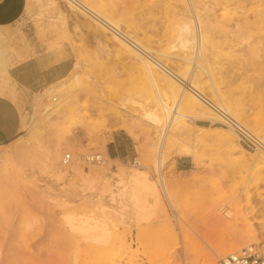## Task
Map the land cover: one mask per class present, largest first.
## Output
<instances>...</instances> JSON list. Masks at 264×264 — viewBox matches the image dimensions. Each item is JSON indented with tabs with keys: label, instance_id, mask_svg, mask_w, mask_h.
Segmentation results:
<instances>
[{
	"label": "rangeland",
	"instance_id": "374dc122",
	"mask_svg": "<svg viewBox=\"0 0 264 264\" xmlns=\"http://www.w3.org/2000/svg\"><path fill=\"white\" fill-rule=\"evenodd\" d=\"M54 1L59 19L55 12L48 20L42 2L26 0L24 16L0 27L9 67L37 47L66 44L75 58L71 73L41 93L25 96L15 85L12 94L0 95L17 105L24 121L18 139L0 148V264H218L249 245L264 253V154L242 147L219 119H195L210 113L201 105L180 110L189 117L180 134L167 133L160 171L177 183L172 190L180 217H174L156 168L165 127L157 92L109 32ZM80 1L148 49L165 71L185 76L181 83L190 80L211 103L228 107L264 143V0H193L204 22L197 49L182 45V27L191 19L183 0ZM5 61L0 86L9 89ZM123 99L130 102L118 121ZM137 107L157 115L161 125ZM114 132L134 141L137 165L105 155ZM66 154L70 161L63 165ZM94 156L104 164L84 161ZM134 171L157 186L154 211L143 193L142 210L134 200L139 195L126 182Z\"/></svg>",
	"mask_w": 264,
	"mask_h": 264
},
{
	"label": "bare ground",
	"instance_id": "6f19581e",
	"mask_svg": "<svg viewBox=\"0 0 264 264\" xmlns=\"http://www.w3.org/2000/svg\"><path fill=\"white\" fill-rule=\"evenodd\" d=\"M38 1L42 2V4L44 5L45 12H46L45 16L48 20L53 19L51 17V14H55V12L57 13L56 14L57 18L58 19L60 18L61 12H60V10L58 11L56 8V3H55L56 1H54V0H38ZM62 1H64L68 6L73 7L75 10H77L79 13H81L85 17H89L90 19H92V21H94L97 25H99L103 30H106L107 32H109L114 37V39H116L115 42H116L118 49L121 53L126 54V56L131 58V59L139 61L141 74L149 83H151L152 87L157 92L156 95H158V98H157V100H158L157 103L159 106L158 109H160V112L162 113L163 119H161V120H163L164 124H165V127L162 131L163 136H162L161 142L159 143L158 161H157V165H156L157 172L159 173V186H160V189L162 190V194L164 195V197L166 199V202L168 203V207H170V212L172 213V215L174 217L179 218L180 216L177 215V212H176L177 199H176L175 195L173 194V190H172L173 188H175L177 183L166 181L162 177V174L160 175V171L162 170V167H163L162 154L164 152L165 145L167 142L166 141L167 140L166 135H168L167 133L171 132V129L174 128V130L171 133L173 135H175V132H178L180 134L182 129L185 128L186 124H185L184 120H185V118H187L189 116H186V115L180 113V110H183L186 107H195V106L201 105L202 107L207 109L210 113H212L218 117V118L213 117L210 113L204 112L202 114H197L194 117L197 120H210V121L214 120V121H217V119H219V122L221 123L222 116H226V117L228 116L229 118L233 119V117H231L233 115H230L231 113L229 111V108L225 107L220 102H219V105H215V104L211 103L207 98H205L201 94V92H199L197 90L196 85L194 86L190 80L188 82H186V84L181 83L180 80H182V81L184 80L183 78L185 76H183V75L185 73L182 75L183 76V78H182L179 74H175L172 71L171 72L165 71L163 69V67L160 66L157 61H155L156 60L155 58L151 59V57H149L147 55L148 49L139 45L135 40L131 39L127 35L121 33L119 30V27L117 26V24L115 22L106 18L104 15H102L99 11H97L91 5H87L83 2H81L80 0H62ZM183 1L186 3V6H187L186 8L188 9V11L190 13L191 19H190V22L184 24V26L182 27V30L186 31V37L183 36L184 39L182 41V45L185 47V45H187V44L194 43L196 46V49H197V48L201 47V44H202L203 39H204L203 37L205 36V35L203 36V34H202V29H203V25H204L203 18H202L203 16L201 14H199V12L197 10H195L193 0H183ZM191 25H192V30L190 28ZM193 33H194V38L190 37ZM180 45H181V43H180ZM4 58H5V56L0 52V64H2L5 61ZM186 62H187V60H186ZM188 63L189 62H187L186 65H188ZM155 69L163 71L164 73H166V75L169 78L163 79L162 77H159L158 74L156 73ZM6 81H7L6 85L9 87V89L8 88L5 89L4 87L0 86V95H4V94L8 95V93H10V94L13 93V87H15V83L10 81L9 79H7ZM180 88H181V90H180ZM47 92H48V90H46V93ZM51 100H52V102H55L54 98H51ZM129 102H130V99H123L121 101V103L118 104V107L116 108L115 114H114L115 119H117L118 121L123 119L120 110H123ZM168 102L172 103V104L175 103L174 104L175 106L173 109L168 105ZM138 107L136 108V110L142 111L141 112L142 116L151 119V121L155 125H161L160 119L157 117V115H155L153 113H147L144 110L139 109ZM54 108L55 107H53L52 109H54ZM46 114H47V112H46ZM235 122H237V121H235ZM238 124H240V123H238ZM195 127L199 130H207V128L198 127V126H195ZM242 127L245 128L244 126H242ZM227 130H229V129H227ZM229 131H230V133H232L231 130H229ZM248 132L252 136H255L250 131H248ZM235 138H236V136H235ZM225 139H227L229 142L232 141L231 137H229V136H225ZM236 140H237V138H236ZM237 142H238V140H237ZM259 153H262V152H259ZM88 158L95 160L100 165L104 164V162H102V160H100L99 156L88 157ZM260 159L261 160H260V167L259 168L264 169V157H262ZM126 182L132 186V190H133L132 194L133 195H134V193H135V195H139V194L143 193L144 196H146V198L149 197L150 200H152V209H153V207L155 208V207L159 206V193H158V190L156 188L157 186H155V184L153 182H151L147 178V176L145 174H143V172L134 171L133 173H131L130 175H128L126 177ZM135 191H137V193ZM138 192H139V194H138ZM143 194H141V195H143ZM141 195H139V197L134 196V200H138L139 202L138 201L137 202L140 204V206L142 205V203L144 206V204L146 203V198L144 196H142V197H144L142 199V197H140ZM141 210H142V206H141ZM145 211H147V210H145ZM152 211H154V209ZM142 212H144V210ZM84 230H86V229H83V228L81 229L82 232ZM87 231L88 230H86L84 232H87ZM169 233L173 234V231L169 230ZM95 240H97V239H95Z\"/></svg>",
	"mask_w": 264,
	"mask_h": 264
},
{
	"label": "crops",
	"instance_id": "0c3cea01",
	"mask_svg": "<svg viewBox=\"0 0 264 264\" xmlns=\"http://www.w3.org/2000/svg\"><path fill=\"white\" fill-rule=\"evenodd\" d=\"M25 8L26 0H0V27L16 23L24 16ZM74 61L69 45L51 50L37 47L31 56L10 67L6 62L7 74L25 96H31L65 79L71 73ZM23 130L24 121L17 105L0 96V148L18 139ZM128 143L129 149H126ZM105 155L112 161H133L136 160V145L129 135L114 132L105 147Z\"/></svg>",
	"mask_w": 264,
	"mask_h": 264
},
{
	"label": "built area",
	"instance_id": "2783aa9c",
	"mask_svg": "<svg viewBox=\"0 0 264 264\" xmlns=\"http://www.w3.org/2000/svg\"><path fill=\"white\" fill-rule=\"evenodd\" d=\"M220 124L224 128L231 130L236 136L238 143L246 150L264 153L263 142L258 137L252 136L245 128L233 119L228 116H222ZM69 161L70 155L66 154L62 159V164L66 165ZM84 161L86 163L96 162L88 157H85ZM137 164V161L133 160V165ZM218 264H264V253L258 247L249 245L220 258Z\"/></svg>",
	"mask_w": 264,
	"mask_h": 264
}]
</instances>
